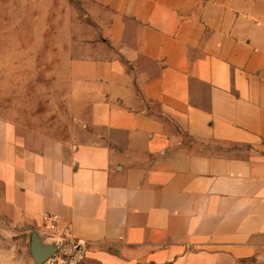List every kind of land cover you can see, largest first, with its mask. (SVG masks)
I'll return each instance as SVG.
<instances>
[{
  "label": "crops",
  "instance_id": "crops-1",
  "mask_svg": "<svg viewBox=\"0 0 264 264\" xmlns=\"http://www.w3.org/2000/svg\"><path fill=\"white\" fill-rule=\"evenodd\" d=\"M98 2L67 136L0 117V216L81 264H264V0Z\"/></svg>",
  "mask_w": 264,
  "mask_h": 264
},
{
  "label": "rangeland",
  "instance_id": "rangeland-1",
  "mask_svg": "<svg viewBox=\"0 0 264 264\" xmlns=\"http://www.w3.org/2000/svg\"><path fill=\"white\" fill-rule=\"evenodd\" d=\"M109 18L98 0H0V117L65 138L64 69L109 53ZM32 234L0 216V264H30Z\"/></svg>",
  "mask_w": 264,
  "mask_h": 264
},
{
  "label": "built area",
  "instance_id": "built-area-1",
  "mask_svg": "<svg viewBox=\"0 0 264 264\" xmlns=\"http://www.w3.org/2000/svg\"><path fill=\"white\" fill-rule=\"evenodd\" d=\"M46 219L49 221V230L54 231L56 229L54 220L47 216ZM68 236L69 229L66 228L62 233V237L50 244L54 248L53 253L41 264H81L82 256L78 253V247L76 243L67 240Z\"/></svg>",
  "mask_w": 264,
  "mask_h": 264
},
{
  "label": "water",
  "instance_id": "water-1",
  "mask_svg": "<svg viewBox=\"0 0 264 264\" xmlns=\"http://www.w3.org/2000/svg\"><path fill=\"white\" fill-rule=\"evenodd\" d=\"M32 242V260L34 264H41L53 253V246L50 244H42L36 233L31 236Z\"/></svg>",
  "mask_w": 264,
  "mask_h": 264
}]
</instances>
